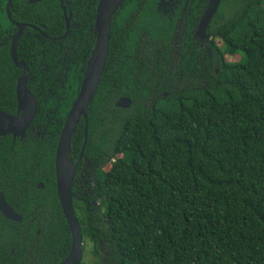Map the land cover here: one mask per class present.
<instances>
[{
    "label": "trees",
    "instance_id": "16d2710c",
    "mask_svg": "<svg viewBox=\"0 0 264 264\" xmlns=\"http://www.w3.org/2000/svg\"><path fill=\"white\" fill-rule=\"evenodd\" d=\"M98 2H12V20L26 25L16 54L28 68L26 88L38 107L24 138L0 137V190L21 216L16 223L0 214V264H59L69 252L54 153L94 47ZM205 4L199 2L194 17ZM149 6L139 7L135 24L150 38L143 34L135 45L133 33L125 42L118 38V17L127 20L131 12L122 9L111 20L77 169L88 163L94 172L98 221L73 198L81 264L88 242L95 256L106 248L105 264H264V0H222L207 30L211 64L202 52L196 66H185L171 48L180 46L171 30L146 24ZM63 9L72 14L66 35ZM7 28L14 31L10 23ZM120 46L137 50L122 53ZM20 74L9 47H1V111L15 113ZM119 98H128L130 107H116ZM83 143L80 119L73 161Z\"/></svg>",
    "mask_w": 264,
    "mask_h": 264
},
{
    "label": "water",
    "instance_id": "95a60500",
    "mask_svg": "<svg viewBox=\"0 0 264 264\" xmlns=\"http://www.w3.org/2000/svg\"><path fill=\"white\" fill-rule=\"evenodd\" d=\"M28 4H35L42 0H25ZM123 0H99L95 13L94 37L95 43L86 63L82 82L75 100L67 114L63 129L55 150V185L58 201L62 214L69 229L71 244L67 256L59 264H81L83 240L80 226L76 220L72 206V183L76 173V164L72 163L70 156L71 139L79 124L84 120V143L87 140V113L91 102L97 92L100 79L105 68L108 57L110 40V25L113 15ZM222 0H208L206 9L198 25L197 35L205 36V31L213 16L217 13ZM65 15V13H64ZM71 14L65 16L66 31L69 27ZM18 30L12 38L10 57L15 67L22 66V74L15 87V98L17 102L16 115H10L0 111V137L11 135L13 139L24 138L36 114V101L26 88L27 68L24 63L17 61L16 44L21 35L24 25L16 24ZM131 101L128 98H120L115 106L118 108H129ZM83 151H81L82 153ZM41 186V185H40ZM0 213L15 221H20L11 208L5 203L0 193Z\"/></svg>",
    "mask_w": 264,
    "mask_h": 264
},
{
    "label": "flooded vegetation",
    "instance_id": "af4514ba",
    "mask_svg": "<svg viewBox=\"0 0 264 264\" xmlns=\"http://www.w3.org/2000/svg\"><path fill=\"white\" fill-rule=\"evenodd\" d=\"M20 1L26 2L25 0H20ZM42 1H44V0H42ZM42 1L37 2L35 4L41 3ZM62 1H64V0H62ZM200 1L201 0H123L121 2L120 6L118 7V9L116 10V12L123 9V11L125 10L126 12H128V13L131 12V13H130V16L127 17L128 18L127 20L122 19V17H120L121 15L118 17V18H120L118 23H117V28H118V32H119L118 38L121 40V42L122 41L125 42L126 39L128 38L127 33H133L132 39L134 38V40H135V42L133 41L134 42L133 45H135L136 42L141 40V38L143 37V34L146 35L148 38H150L148 36V34L145 33V31L143 30V27L140 24L139 25H137L138 23L135 24V15H136V12L139 10V7H142L145 4H149L150 6L147 9V12L151 13L152 15H150V14L147 15L149 20L146 22V24L148 26H150L151 28L162 29L163 33L168 32L166 30V28H168L169 31L171 30V34L175 40L174 41L175 44H177V41L180 42V46H173L171 48L174 49L175 53H177L178 51L181 52V54H182L181 60L184 62L185 66H187V65L191 66V63L193 64V66L200 64L201 63L200 55L202 52L207 53L206 60L208 59L207 62L208 63L210 62V64H211L212 49L209 45L211 37L209 34H207V30H208L209 25L211 24L215 15L213 16V18L211 19V21L208 24V27L205 31V36L200 37L199 35H197L196 33H197L199 22L201 20V17L203 15V13L206 9L207 3H208V0H206V4H205L204 10H203V13L199 17H194L193 12H196L197 14H199V12H200V9H199V6H200L199 2ZM12 2H13V0H0V48L1 47L4 48L5 46H8L9 47V56H10V47H11V43H12V38L16 35L17 30H18L16 24H23V23H18V22H15L12 20L11 13H10ZM31 5H34V4H31ZM64 13H65V11L63 9V14ZM155 13L157 14V16H155V18H153L154 17L153 14H155ZM69 14H71V13H69ZM69 14L66 15V13H65L64 18H65V16L68 17ZM133 17H134V21H133ZM71 18H72V14H71ZM131 18H132V20H131ZM70 20H69V23H70ZM8 23H10L14 27V31L12 33L8 32V28H7ZM23 25L25 28L26 25L25 24H23ZM28 26L31 27L34 31H40L35 26H32V25H28ZM24 28H23V31H24ZM68 30H69V27H68ZM68 30L65 31V35L68 33ZM23 31L17 40V44H18L19 39L23 35ZM163 42H165V41H161V43H163ZM17 44H16V47H17ZM118 49L121 50L122 53L123 52L128 53V52H132L134 50H137V46L136 47L132 46V47H128V48L120 46V47H118ZM163 51H167V47H163ZM16 57H17V54H16ZM10 59H11V57H10ZM17 61L20 62L21 64L24 63L23 61L19 60L18 57H17ZM16 68L21 69V74H22V66L16 67ZM26 68H27V66H26ZM21 74H20V76H21ZM28 75H29V73H28V68H27V80H28ZM19 77L16 79V84H17ZM27 80H26V83H27ZM26 83H25V85H26ZM33 97L35 98V101H36V107H38L37 98L35 97V95H33ZM69 110H68V112H69ZM2 112H4V111H2ZM36 112H37V109H36ZM68 112H67V114H68ZM7 114H9V113H7ZM16 114H18L17 102H16L15 113L10 114V115H16ZM66 117H67V115H66ZM64 123H65V121H64ZM64 123H63V125H64ZM63 125L61 128V131L63 129ZM61 131H60V133H61ZM60 133H59V136H60ZM6 136H8V135H6ZM2 137H5V136H2ZM16 139L17 138H15V139L12 138V141H15ZM58 140H59V137H58ZM58 140H57V143H58ZM57 143H56V146H57ZM81 151L84 152L83 146L81 148ZM81 151L79 152L77 159L75 161H73L72 154H71V148H70V156H71L72 163L77 165L76 173H75L73 183H72V188H71L72 206H73V198L76 197V199L80 200L82 204H85V209H86L89 217H91V220L93 221V219H94V220L98 221V218L101 215V213H99L100 202H97L96 200H94V195H95L94 191L92 190V194L90 197H86L85 195L82 194L80 178L83 179L84 174H88V172H90V171H88L89 164L84 163V169L85 170H82V172H79V173L77 172L78 165H79V163L83 157V152L81 153ZM54 164H55V153H54ZM91 173H92V177H93V174H94L93 170ZM54 180H55V168H54ZM93 185H94V183H93ZM74 186H76V189H75L76 196L73 193ZM55 187H56V185H55ZM43 188H44V186L42 183L37 184V189L42 190ZM0 193L2 194V197L5 201V203L11 208L13 213H15L17 216L20 217V221H21V216L19 214H17L14 210L15 205L12 206V204H10L5 199L4 193L1 190H0ZM56 196H57V193H56ZM96 203H98V210L95 212V209L92 205L93 204L96 205ZM60 209H61V207H60ZM97 212H98V214H97ZM1 216H3V215L1 214ZM3 217L9 221H13L16 223L20 222V221L11 220L5 216H3Z\"/></svg>",
    "mask_w": 264,
    "mask_h": 264
},
{
    "label": "rangeland",
    "instance_id": "374dc122",
    "mask_svg": "<svg viewBox=\"0 0 264 264\" xmlns=\"http://www.w3.org/2000/svg\"><path fill=\"white\" fill-rule=\"evenodd\" d=\"M218 12V11H217ZM219 43V42H217ZM208 60V59H207ZM227 61H232L236 62L239 60V57H226ZM206 67V66H205ZM110 168V165L107 164V166L104 168L105 170H108ZM93 183L94 179L92 177V173L88 172V174H84L83 179L80 178V184L82 188V194L85 195L86 197H90L92 194L93 190ZM95 209V212L98 210V203L92 205ZM101 213V211H99ZM98 214V212H97ZM93 222H96V220L93 219ZM85 250H84V257H83V262L84 264H105L108 258V252L106 251V248H98L97 256L92 254L94 251L93 246L91 245L90 242L87 244H84Z\"/></svg>",
    "mask_w": 264,
    "mask_h": 264
}]
</instances>
